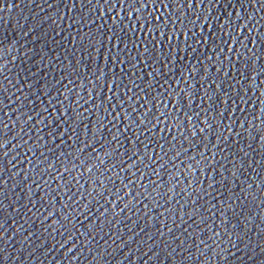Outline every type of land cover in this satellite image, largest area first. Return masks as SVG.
I'll list each match as a JSON object with an SVG mask.
<instances>
[{
	"label": "water",
	"instance_id": "obj_1",
	"mask_svg": "<svg viewBox=\"0 0 264 264\" xmlns=\"http://www.w3.org/2000/svg\"><path fill=\"white\" fill-rule=\"evenodd\" d=\"M262 121L264 0H0V264H264Z\"/></svg>",
	"mask_w": 264,
	"mask_h": 264
},
{
	"label": "snow or ice",
	"instance_id": "obj_2",
	"mask_svg": "<svg viewBox=\"0 0 264 264\" xmlns=\"http://www.w3.org/2000/svg\"><path fill=\"white\" fill-rule=\"evenodd\" d=\"M107 2H108V0H104V3H107ZM85 3H87V4H91V3H92V0H81V6H82V7L84 6ZM96 3H97V5H99L100 0H96ZM49 7H51V5H50ZM109 39H111V37H109ZM93 42H94V38H92V39L89 41V44H91V43H93ZM86 46H87V45H86ZM193 51H195V50H193ZM90 55H91V54L89 53V56H90ZM108 58L111 59V57H108ZM172 60L182 61V60H183V57H176V56H173L171 53H164V59L160 62V67H159L158 69H157V68H153L152 72L148 73V75H149V76H153V77H161V78H165V82H167V79H166V78L168 77L169 73L175 74V73H174V69L177 68V65H176L175 63H172ZM77 63H79V61H77ZM121 63H122V61H121ZM153 63H155V61H153ZM165 69H167V71H165ZM185 69H186L187 72H188V77H187V79H193V80H195V79H196V76H195L194 74L198 72V69H197L195 66H193V67H191V68H188L187 65H185L184 68H181V69H180V80H185V79H186V77L184 76V71H185ZM6 79H7V78H6ZM62 79H63V77H62ZM97 79H98V77H97ZM8 82L11 83L10 80H9ZM69 82L71 83V81H69ZM157 82H158V81H157ZM57 83H59V81H57ZM114 87H117V88H118L119 85H114ZM136 87H139V85H136ZM109 91H111V89H109ZM69 92H71V90H69ZM184 93H185V89H181L180 93H177V95H178V96H181V99H182ZM169 95H171V93H169ZM188 95L191 96V93L189 92ZM129 99H131V97H129ZM58 103H62V101H58ZM121 103H122V101H121ZM112 107H113V108H116L117 105L113 104ZM140 107H144V105L141 104ZM71 110H72V108H71V104H69L68 107H67L66 109H64V112H61L60 108H57V109H56L57 113H59V119L61 120V122H63V123H67V121L65 120V113L70 112ZM149 111H150V110H149ZM133 112H135V109H133ZM105 113H106V115H111V113H109V112L107 111V109H105ZM119 114H120L119 112L116 113V115H119ZM196 115L199 116V113H196ZM28 118H29V120L32 119L31 116H29ZM103 119H104V117H101V118L96 122L97 127H96V129H95L96 132H100V135H101L102 137L105 136V133L103 132V129H104ZM113 119H115V116L113 117ZM37 122H39V121H37ZM238 122H239L242 126H243V124L247 123L246 120H245V121L233 120L231 125H227V126H225V130L230 129V128L232 127V125H235V124L238 123ZM262 122H264V121H262ZM132 123H136V121L133 120ZM140 123L143 124V123H144V120H141ZM157 123H159V120H157ZM46 126H47V125H46ZM214 126H215V125H214L213 123H209V122L207 121V118H206V119H205V122H204V127H200V128L198 129V131H199V133H201V134H205V133H208L209 130L212 129ZM89 130H91V129H89ZM68 131H70V132H72V133H75V132H76V128L71 127V125H69ZM60 135H61V137H63V136H64V133H60ZM236 135L239 136V135H241V134H240V133H236ZM221 138H223V140H225V141L228 139L227 137L223 136V132H222V131H221L220 134L217 136V140H220ZM93 139H95V137H93ZM261 139L264 140V135L261 136ZM76 140L79 142V136L76 137ZM112 140L115 141V142L117 143V146H119V141L117 140L116 136H113ZM63 142H64L63 139H61L60 143L62 144ZM59 146H60V145L58 144L57 147H59ZM214 147H215V145H214ZM85 148H87V144H85V145H84V148H81L80 150H81V151H84ZM219 150H220V151H223V148H220ZM93 151H94V150H93ZM110 155H111V154H109V153H105V156H106V157H108V156H110ZM177 155H179V153H177ZM245 155H247V153H245ZM101 163H103V161H101ZM49 167H51V165H49ZM121 170H123L122 167H121ZM89 171H91V169H89ZM233 175H235V173H233ZM109 179H111V178H109ZM100 183L103 184V181H100ZM113 183H114V181H113ZM37 186L39 187V185H37ZM117 191H119V189H117ZM101 195H102V193H101ZM69 199H71V197H69ZM221 214H223V213H221ZM45 219H47V217H46ZM66 219H67V218H66ZM62 227H64V226L62 225ZM4 231H6V229H5ZM46 231H47V229H46ZM169 231H171V230H169ZM67 233H68V229H67V227H64V232H60L59 234H60L61 236H65V234H67ZM224 233L227 234L229 237L232 235V233H231V232H228L227 230H225ZM90 235H92V234L90 233ZM161 235H163V233H161ZM220 235H221L220 232H218V231H216V230H213V236H217V237H219ZM247 235H248L247 232H245L243 235L237 234V241H238V242H243L244 239H245V237H246ZM31 236H32V233H29L28 235H26V236L24 237V240L27 241L28 243H33V241L29 239V237H31ZM8 239H11V238H8ZM260 239H261V242L264 243V232H262ZM86 242H87V241H86ZM6 243H7V240L4 238L2 232H0V245L6 244ZM67 243H68V241H67V239H66V240L64 241V243L61 244L60 247L63 248L64 244H67ZM107 243H108V241L105 240V241H104V244L106 245ZM183 243H184V242L181 241V244H183ZM249 243H251V241H249ZM201 244H203L204 248H208V247H209V244L205 243L204 241H201ZM169 246H170V245H167V244H166V245H165V248H167V247H169ZM73 247H75V242L73 243ZM120 247H123V243H121ZM92 250H93V249H92L91 247H89L88 251H89V252H92ZM188 250L191 251V247H190ZM5 251H6V248H4V247H0V254H2V253L5 252ZM48 251H51V249H48ZM69 251H71V249H69ZM173 251H175V250H173ZM262 251H264V249H262ZM20 254H22V253L20 252ZM30 254H31V253H30ZM107 254H108V253L104 250V248H103V251H101L100 248H99V246H97V249H96V256H97V257H100V258H101V257H103V256H105V255H107ZM169 255H171V253H169ZM94 259H95V257H94Z\"/></svg>",
	"mask_w": 264,
	"mask_h": 264
}]
</instances>
